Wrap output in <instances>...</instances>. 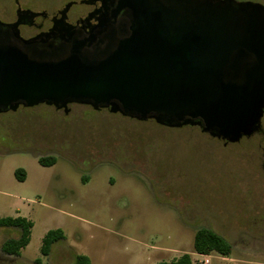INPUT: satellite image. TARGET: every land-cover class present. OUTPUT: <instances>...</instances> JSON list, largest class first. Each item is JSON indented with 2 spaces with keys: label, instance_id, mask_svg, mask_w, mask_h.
I'll return each mask as SVG.
<instances>
[{
  "label": "rangeland",
  "instance_id": "rangeland-1",
  "mask_svg": "<svg viewBox=\"0 0 264 264\" xmlns=\"http://www.w3.org/2000/svg\"><path fill=\"white\" fill-rule=\"evenodd\" d=\"M19 1L53 13L80 0ZM14 7L0 0V16ZM70 109L0 114V218L34 225L20 256L2 251L20 231L0 228V264H74L78 255L91 264H171L190 255L201 264L194 238L203 228L232 245L229 257L212 253L211 264H264V118L259 133L225 147L194 126ZM51 157L55 165L39 163ZM56 229L65 239L43 256V237Z\"/></svg>",
  "mask_w": 264,
  "mask_h": 264
},
{
  "label": "water",
  "instance_id": "water-1",
  "mask_svg": "<svg viewBox=\"0 0 264 264\" xmlns=\"http://www.w3.org/2000/svg\"><path fill=\"white\" fill-rule=\"evenodd\" d=\"M120 12L129 33L110 32L94 53L71 28L45 47L34 38L22 49L0 36V114L79 104L168 128L198 126L226 144L262 130L264 5L120 0Z\"/></svg>",
  "mask_w": 264,
  "mask_h": 264
},
{
  "label": "flooded vegetation",
  "instance_id": "flooded-vegetation-1",
  "mask_svg": "<svg viewBox=\"0 0 264 264\" xmlns=\"http://www.w3.org/2000/svg\"><path fill=\"white\" fill-rule=\"evenodd\" d=\"M119 2L120 0L69 1L66 5L72 3V6L67 12L65 20L61 21V11L66 5L61 10L50 13L45 9L37 11L31 6H23L19 0H14L15 7L12 13L0 16V36L22 49L25 48L22 40L34 38L38 39L40 47H45L49 43L59 44L62 41L59 39L60 32L71 28L70 30L75 33L77 38L86 40V50L94 53L97 52V49L104 48L108 44L109 40L105 37L110 32H115L117 38L126 37L129 33L128 17L124 12L115 14ZM74 6L81 8L71 16L70 12ZM72 105H69L67 109L50 107L69 115ZM101 110L109 111V109ZM194 127L201 130L198 126ZM222 142L225 147L230 145Z\"/></svg>",
  "mask_w": 264,
  "mask_h": 264
},
{
  "label": "trees",
  "instance_id": "trees-1",
  "mask_svg": "<svg viewBox=\"0 0 264 264\" xmlns=\"http://www.w3.org/2000/svg\"><path fill=\"white\" fill-rule=\"evenodd\" d=\"M55 158H40L39 163L45 167L56 164ZM16 178L23 182L26 180V172L23 169H17ZM33 223L23 217H4L0 218V228H13L20 231L18 238L7 239L2 245L3 253L11 256H20L24 248L31 241ZM65 239L64 232L61 229L48 231L42 240L41 254L49 256L53 246ZM194 250L198 254L211 255L217 253L224 257H229L232 252V245L221 235L210 229H200L196 232L194 238ZM74 264H91L89 257L78 255ZM167 264V263H161ZM171 264H192L190 255H184L179 261Z\"/></svg>",
  "mask_w": 264,
  "mask_h": 264
},
{
  "label": "crops",
  "instance_id": "crops-1",
  "mask_svg": "<svg viewBox=\"0 0 264 264\" xmlns=\"http://www.w3.org/2000/svg\"><path fill=\"white\" fill-rule=\"evenodd\" d=\"M198 255V254H197ZM198 256H200L199 258H202L201 260H203V259H205V260H207L208 261V264H211V256L212 255H208V256H201V255H198Z\"/></svg>",
  "mask_w": 264,
  "mask_h": 264
},
{
  "label": "built area",
  "instance_id": "built-area-1",
  "mask_svg": "<svg viewBox=\"0 0 264 264\" xmlns=\"http://www.w3.org/2000/svg\"><path fill=\"white\" fill-rule=\"evenodd\" d=\"M199 255H201L202 257H203V256H208V255H202V254H199ZM200 262H201V264H208V261L205 260V259H203V261H200Z\"/></svg>",
  "mask_w": 264,
  "mask_h": 264
}]
</instances>
